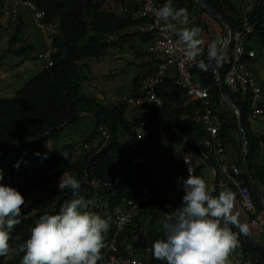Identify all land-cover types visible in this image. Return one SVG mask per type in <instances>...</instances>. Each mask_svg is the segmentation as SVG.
<instances>
[{"label": "trees", "instance_id": "obj_1", "mask_svg": "<svg viewBox=\"0 0 264 264\" xmlns=\"http://www.w3.org/2000/svg\"><path fill=\"white\" fill-rule=\"evenodd\" d=\"M24 1L30 2L36 10L42 13V20L45 24L49 25L57 21L59 31L56 37L53 38L55 52L48 62V67L26 81L13 97L0 99V149L35 138L51 130L75 112L83 109H90L97 113L112 141L86 169V174L100 183L98 187H93L91 184L86 183L82 177L84 163L105 141L104 136L97 132L91 116L82 117L83 119H89L91 127H93L90 132L72 129L65 139L63 130L68 124L57 132L29 145L0 152V169H2V165L7 164L9 170L10 179L8 184H6L7 186L14 187L23 196L33 190L42 191L33 200L26 202V207L22 206L21 223L16 225L11 233L10 250L17 249L18 257L7 261L6 255L2 256L0 257V264H17L19 261L21 262L23 253L18 252V246L28 239L30 229L39 216L58 213L65 202L74 198L70 189H64L63 191L51 189L49 192L46 191L50 183L63 172L69 173L80 181L81 187L78 195L93 202L87 209L89 212L96 203L103 202L105 204L104 210L106 214L103 217L110 218V229L105 235L106 247L114 230L112 222L115 217V209L126 208L127 202L135 200L142 193V189L146 188L151 198L139 206L133 218L132 224H134L128 226L118 238V255L132 258V254H139V251H149L147 252L149 258L147 257L145 264H166L164 261L155 259L152 255V244L164 236L153 228H148L147 235L143 241L138 244L131 243L137 250L134 253H130L127 250L128 245L119 240L128 229L134 228L136 222L139 224L138 219L143 214L152 213L150 219L151 227L154 218L158 214L157 211H151L150 209L154 206V200L162 195V191L156 180V174L151 163L143 153V148L147 142L133 151L119 184L113 188L105 185L114 183L120 176L121 164L127 150L138 141L135 129L138 128L139 121L137 118L132 120L125 118V111L129 105L125 101L105 106L101 101L95 100L88 95L82 87L83 82L92 79L88 65L83 63L86 59L99 58L106 54L108 47L115 48L123 45L132 36H138L141 42L147 43L152 42L153 36L151 33L139 30L132 33L124 32L131 25H142L143 21L132 20L128 13L126 15H117L115 11L110 12L109 0ZM205 1L220 13L225 22L231 26L232 34L241 27L243 18H247L248 24L253 25L252 34L248 38V47L256 52V56L253 59H249L248 62L251 63L257 58L264 61V0H259L246 15H242L239 12L235 18L233 15H228L229 12H234L229 0ZM185 4L191 7L195 6L198 9L194 0H186ZM200 11L206 17H211L203 9L200 8ZM1 16L2 6L0 5V30L3 28ZM19 17L14 33L9 40L7 49L9 51L10 47L20 41V34L24 28L23 20ZM97 23L103 25L102 31L104 32L89 36L90 30ZM199 27L201 31H206L207 29L205 22H200ZM109 35L113 36L114 39L111 40ZM200 39L202 40L201 33ZM34 48V44L31 43L18 46L13 52L25 55L26 53H32ZM139 54L142 56L146 52H139ZM202 61L206 65V70H201L197 66L192 72L204 86L211 87L213 107L218 110L223 121L220 128L221 136L225 135V130L232 127L238 132L236 116L229 108L228 114H225L219 104V89L215 84L213 75L215 61L209 62L205 51ZM232 62L233 42L228 45L222 59L219 71V77L222 82ZM258 82L264 96V80H258ZM155 92L164 100V103L162 106L150 105L147 111L143 113L145 119L142 118L143 115L141 118L146 121V135L162 125L177 124L186 131L188 136L204 153L208 154V149L203 143L204 130L202 129L200 118L193 115L194 111L199 109V103L189 102L186 91L175 85L172 77H165L162 82L158 83L155 86ZM228 93L242 116L244 131L248 139L247 159L252 180L264 186V166L261 161L257 162L260 156L261 140L255 137L252 132L251 121L249 120V99L247 97L242 99L240 95L231 94L229 91ZM144 94L145 90L142 88V80L137 77L131 84V95L143 97ZM119 128L127 136L124 141L118 140ZM78 132L84 135V140L79 146L82 148L81 152L77 153L71 161L65 160L66 154H71L74 151L73 145L65 141L78 134ZM62 137L63 141H61ZM94 138L96 139L95 142L93 141ZM60 141L61 146L58 148L57 145ZM49 142L57 144L53 148V150L55 149L54 153L49 154V159L38 161L42 151L46 152ZM85 145L89 146L84 148ZM240 148H242L241 144ZM27 152L30 153V159L26 160L25 155H29L26 154ZM242 157V154H240V159ZM136 158H140L141 161L134 162ZM18 161L20 162L19 167H13ZM35 161H37L38 169L31 171V165ZM50 171H52V175H49ZM242 179L247 184L244 174ZM231 191L235 193V201L240 206L236 191L233 189ZM51 195L54 197V205L50 207L47 205L46 199ZM241 211L244 214L243 223L249 226L250 220L255 214L244 212L242 209ZM261 211L262 208L256 204V212L259 213ZM232 227L235 229L234 226ZM237 231L239 232V230ZM243 236L255 243L264 242V225H259L252 230L249 229L248 234ZM237 248L243 254L242 264H261V262H254L255 259L264 260V250H255L240 242Z\"/></svg>", "mask_w": 264, "mask_h": 264}, {"label": "clouds", "instance_id": "obj_2", "mask_svg": "<svg viewBox=\"0 0 264 264\" xmlns=\"http://www.w3.org/2000/svg\"><path fill=\"white\" fill-rule=\"evenodd\" d=\"M155 16L166 31L175 33L186 46L189 60L201 56L200 27L178 30V26L189 23L187 9H177L173 0H165L155 10ZM207 57L209 62L221 61L220 42L208 47ZM197 66L206 68L203 61ZM19 163L13 167H19ZM184 163L188 175L178 178L183 191L181 204L163 217L164 236L152 244V255L166 264H227L229 254L239 246L238 234L229 226L238 228L242 235L249 232L248 225L233 212L235 193L224 190L214 195L206 180L194 174L191 162ZM3 179L0 169V181ZM80 187L77 178L63 172L58 189H70L74 198L65 202L58 213L39 216L28 239L18 246V252L23 253L21 264H98L103 260L110 218L87 210L93 202L78 195ZM22 206L26 207L24 196L14 187L0 183V257L9 253L11 233L21 223Z\"/></svg>", "mask_w": 264, "mask_h": 264}, {"label": "built area", "instance_id": "obj_3", "mask_svg": "<svg viewBox=\"0 0 264 264\" xmlns=\"http://www.w3.org/2000/svg\"><path fill=\"white\" fill-rule=\"evenodd\" d=\"M130 1L134 5L129 11L130 18L132 20L143 21L142 28L144 32L151 33L153 36L151 49L153 52L161 55V62L158 64L155 76L144 85L143 89L145 90V94L143 97H134L132 95L122 96L116 98V102L125 101L128 104L140 107L143 105L162 106L164 100L156 94L155 86L162 82L165 77L171 76L169 74V67H173L175 74L172 75V78L174 79L175 85L186 91L189 102H197L200 105L197 112L199 113L202 129L204 130L203 143L208 149V154H205L209 157L210 155L216 157L222 155L224 153V146L220 139V128L223 121L220 118L218 110L213 107L211 87L204 86L199 79L195 80L192 72L197 67V64L203 60L206 48L201 45L203 53L195 60H189L187 58L185 54L186 46L180 42L179 37L175 33L166 31L162 26L163 22L158 21V18L155 16V10L160 8L165 3V0ZM25 4L34 11V16L37 19H42V13L36 10L33 4L30 2H25ZM11 14L12 19H14L17 15V10L13 9ZM241 24L239 29L233 34L231 33L229 44L233 42V62L224 76L223 84L231 94L244 95V98L247 97L249 99L250 121L259 118L264 119V96L262 95V89L257 76L248 62L249 59H253L256 56L255 50L248 47V38L252 34L253 25L248 24L246 17L243 18ZM110 39L113 40L114 37H110ZM52 43L53 38L50 37L47 41L48 48L37 54L38 59H44L46 61L44 68L48 67V62L55 52ZM222 102L223 100L220 97L219 104H222ZM145 128L146 121L140 120L139 126L135 130L138 140L145 136L143 132ZM258 137L264 142V128L258 134ZM184 160L191 162L194 174L197 175L192 155L189 152H184L181 159L184 178L188 175ZM140 161V158L134 159V162ZM218 169L217 187L221 191L235 190L241 209L244 212L255 214L250 220V226L263 225L264 211L256 212L257 202L252 197L248 185L242 179L244 174L243 167L238 164L221 162L218 165ZM52 174V171H50L49 175ZM62 174L50 183L49 188L60 191L58 189V183ZM172 195L181 201L183 191L178 183L172 187ZM149 200L150 194L146 188H143L142 193L135 200H129L127 202L126 208L115 209V217L112 222L114 230L107 247L102 250L103 260L98 262V264H145L146 261L142 257L127 258L119 256L117 241L126 228L132 224L135 212L139 206ZM233 254L234 251L229 256L231 257Z\"/></svg>", "mask_w": 264, "mask_h": 264}, {"label": "crops", "instance_id": "obj_4", "mask_svg": "<svg viewBox=\"0 0 264 264\" xmlns=\"http://www.w3.org/2000/svg\"><path fill=\"white\" fill-rule=\"evenodd\" d=\"M19 1H21V2L18 3ZM185 1L186 0H173V6L174 7H176L177 9H179V8L187 9L188 14H189V23L187 25L178 26V30H180L181 28H191L194 26L199 27L201 20L204 19V22L206 23V25L209 28L211 26L213 27V29L211 30L212 37L208 38L207 29H206V31H201L202 42H203L202 45H203V47L206 48L205 52L207 53L208 47L213 42L218 41V33L221 30V27L219 26L218 23H216V21L212 17H210V18L206 17L195 6L191 7V6L186 5ZM229 1L234 8V12H229L228 15L229 16L233 15L234 17H237L239 12H241L242 15H246L247 13H249L252 10V8L255 6V4H257L259 2V0H243L241 2V5L239 6L240 9H238V11H237L235 9L232 1L231 0H229ZM25 2H27V1H24V0H0V5L2 6V16H1L2 25H3V27L4 26L6 27L7 25H11L13 23L14 20L12 19L11 11L13 9H16L17 15H18L17 20H18V17L20 16L21 19L23 20V23H24V30H26L27 32L32 34L33 40L36 38L39 40V43H42V46H44V49L42 50V52H43L48 48V46H47V42H45V40H43L44 35L41 34L42 29H40L38 32H36L37 27L35 25H33V23H31L33 20H37V21H43V20L37 19L34 16V11L31 10L29 8V6H27L25 4ZM109 6H111L109 9L110 12L115 11L117 15H121V14L126 15L127 13L129 15V11H130L131 7H133L134 5L131 3L130 0H109ZM236 12H237V14H236ZM28 24L32 26L31 29H28ZM53 24H56L58 26L57 21L54 22ZM49 25H51V24H49ZM49 25H46V26H49ZM40 26L42 28L45 27L43 24H40ZM132 27H133L132 32L137 31V30L144 32L142 25L137 24V25H133ZM14 29H15V27H14ZM102 30H103V25H100L97 23V24H95V27L90 30L89 36L90 35H97L98 32H104ZM124 32H126V30ZM127 32L132 33L129 31H127ZM109 36L113 37L111 35H109ZM33 40L26 41V44H31V42H33ZM129 40H135V45H136L135 47L136 48H133V46L131 44L129 45V43H130ZM127 41H128V43L126 45H123V46L120 45V47L118 46L119 48L118 47L111 48V49H114L113 57L118 58L120 55L126 54L127 56L133 55L136 58L142 59V61L140 62L141 63L140 65L142 66V68L145 67L144 68L145 71L142 70V75H140L138 78H140L142 80V88H144V85L151 78H153L155 76L157 69H158L157 68L158 64L161 62V55L157 52L152 51L151 42L148 43V47L146 49L139 48L138 45H140L141 41H140V38L138 36H132ZM20 44H21V42H20ZM128 45H129V48H133V49H129V52H131L133 50V51H138V52H146V54L141 56L139 53H137V54L126 53V51H125L126 47L125 46H128ZM108 53H109V51L106 52V54H108ZM141 57H143V58H141ZM97 59L98 58H94V62L100 63V61H98ZM89 61H90V59L89 60L86 59L83 63L88 65L87 67L89 70V74L92 77V79L90 81H86V83L89 82L92 85L87 86L85 84V82H83L82 87L84 85L87 94L90 95L95 100L101 101V103L103 105L107 106L106 105L107 102H110L112 105L113 103H115V100L111 99V97L113 95L111 93H108L104 88H101L99 86L98 87L95 86L96 78L93 75V73L91 72V69H90L91 66L89 65ZM130 63H132V62H130ZM250 66L253 68V71L255 72L257 79L258 80H264V61L260 58H257V60L254 59L253 61H251ZM93 70H95L94 67H93ZM169 74H171V76H169V77H172V75L175 74V70L173 67H169ZM1 82H2V79H0V83ZM10 86L11 85H9V87ZM15 93L11 94V96H9V97H13L15 95ZM129 95H131V88H130V94ZM128 106H131V105H128ZM148 107H150V106H144V107L136 106L131 117L130 118L125 117V118L127 120H132L134 118L141 120L142 114L145 111H147ZM83 116H89V115L85 114L79 118H82ZM83 121H84L86 126L90 127V129H84V130H86V132L92 131L93 127H91L89 119L84 118ZM251 128H252V132L255 135V137L259 138L258 134H260V132L264 128V119L259 118V119H255V120L251 121ZM75 130L76 131H83V130H80L77 128H75ZM143 132L146 135V133H147L146 128L144 129ZM69 133H70V131H66L63 133L65 136V139L67 138L66 136ZM76 136H78L77 139H73L74 136L69 138V140H71L72 142L66 141V142H70L73 145V149H74V151L71 154H68L67 157L73 155L75 153V151H78L79 153L81 152L82 148L79 146L82 143V141L84 140V135L78 132V134H76ZM220 136H221V134H220ZM95 138H97V137H95ZM95 138L93 139L94 142L96 141ZM126 139H127L126 134L122 131V129L119 128L118 129V140L124 141ZM220 139H221L223 146H224V153L220 156H217V157L210 155V158L212 161V167L208 166L202 160H201L202 163L194 161L197 176H200L203 179H205L206 182L208 183V185L210 186V188H212V185H213V180H214V176H215V169L217 170V172L219 171V169H218L219 163L225 162L228 164H238L241 167H243L242 166V159H240V154H242V148H240L241 141H240V136H239V133L237 132V130L233 127L228 128L227 130H225V135L223 137L221 136ZM61 141H63V137H62ZM61 141L58 144L60 146H61ZM50 144L51 143L49 142L47 145H50ZM56 145L57 144L52 143V145H50V146L52 148H54V147H56ZM88 146L89 145H85L84 148H87ZM147 146H148L149 151H153L152 153L150 152L149 154H146V157L150 161L151 166H152V168L156 174V180H157L158 185L162 191V195L158 199L154 200V206L150 209L151 211H157L158 212V214L154 218V221L152 223V227L150 225V223H151L150 219L152 217V213L149 212L147 214H143L138 219L139 225H137V226L134 225V229H137V230L127 231L119 239V240H121V242H123L124 244L126 243L127 245H130L133 241H135L137 243V242H140L143 240L142 238L137 239L136 236H139L140 233H138V231L140 232V230L143 228V226H146L145 222H147V221H148V223H147L148 228L149 227L153 228L156 232L164 235V230H163V227L161 224L163 217L165 215L172 214L175 211V209L177 207H179L181 204V201L172 195V187L178 183V178L184 177V170L182 167L181 159H182L183 153L189 152V151L185 147L183 136L176 129H168L167 131L165 130V131L161 132L160 134L156 135L154 138H152L150 140V142L148 141L147 144L145 145V147H147ZM158 153L160 154V161L158 159H156V155ZM47 156H49V155H47ZM71 160H72V157H71ZM71 160L69 159L68 161H71ZM260 161L263 163V166H264V142H262V141L260 144V156H259V159L257 162L259 163ZM203 164L206 165V168H204ZM218 176H219V173H218ZM254 184H255L257 190L264 196V186L261 185L260 183H258L257 181H254ZM91 185L93 187H98L100 184L92 183ZM220 191H221V189L219 187H217L215 192H214V195H218ZM104 208H105V204L103 202H99L98 204L96 203V205L94 207H92V212L94 214H97V215H100L101 217H103L106 214ZM90 212H91V210H90ZM233 212H234V214L238 215L240 222L243 223L242 218L244 217V214L241 211V208L237 204L236 201H235ZM263 221H264V218H263ZM141 222L143 224H141ZM256 227H258V226H250V225L248 226V228L250 230H252L253 228H256ZM235 229L239 230L236 227H235ZM134 232L135 233L137 232V234L132 235ZM142 232H144V231H142ZM233 251H234V254L231 257L230 256L228 257L227 264H242V258H243L242 251L238 248H236ZM259 260L260 259L256 258L254 262H261V264H264V260H260V261Z\"/></svg>", "mask_w": 264, "mask_h": 264}, {"label": "rangeland", "instance_id": "obj_5", "mask_svg": "<svg viewBox=\"0 0 264 264\" xmlns=\"http://www.w3.org/2000/svg\"><path fill=\"white\" fill-rule=\"evenodd\" d=\"M231 1L234 5L235 9L238 11V9H240L239 6L241 5V2L243 0H231ZM110 7L111 6H109V8ZM198 9L200 10V7H198ZM236 14H237V12H236ZM17 16L18 15H16L14 17V19H13L14 21L11 25H7L6 27L4 26L0 30V79H2V82L0 83V99L1 98H7V97L11 96V94L15 93L18 89H20L25 84L26 81L31 79L33 76L39 74L43 70L44 65L46 63V61L44 59H38L37 58V54L44 49V46H42V43H39L38 39L35 38L33 40L32 34L27 32L26 30H24V28H23L22 33L20 34V41L18 43H16L13 47H10L9 48L10 51L7 50L9 47V40H10V38L14 32V27L16 26V23H17ZM40 20H42V19H40ZM201 22H204V19H202ZM31 23H33V25H35L37 27L36 32H38L40 29H42L41 34L44 35L43 40H45V42H47L50 37L55 38L56 35L58 34L59 29H58V26L56 24H53L54 22L49 26H46L47 24L43 23V21L33 20ZM40 24H43L45 27L42 28L40 26ZM132 26L133 25H131L129 28H127L126 32L127 31L132 32L133 31ZM31 28H32V26L28 24V29H31ZM212 29H213L212 26L210 28L207 26L208 38L212 37V32H211ZM222 39H223V32H222V30H220L218 33V42H220V46H221ZM28 40H30V41L33 40V42H31V43L34 44V46H35L32 53H26L25 55H22V54H16L13 52V50L16 47L26 45V41H28ZM104 40H106V39H104ZM20 42H21V44H20ZM129 42H130L129 45L131 44L133 46V48H136L135 47L136 46L135 40H129ZM127 43H128V41L123 45H126ZM123 45H121V46H123ZM129 45L125 46L126 47V49H125L126 53H131V54L132 53L133 54L139 53L138 51H133V50L131 52H129V49H133V48H129ZM47 46H48V44H47ZM52 47H53V43H52ZM138 47L142 48V49H146L148 47V43L147 42H141L140 45H138ZM106 50L109 51V53L105 54V55H103V57L101 56L97 59L98 61H100V63L94 62V58H90L89 65L91 66V68H90L91 72L93 73V75L96 78L95 86H97V87L99 86L101 88H104L108 93H111L113 95L111 97V99L115 100V102H116V98H119L122 96H128L130 94V88H131V84H132L133 80L135 78L139 77L140 75H142V70L145 71V69H144L145 67L142 68V66L140 65L141 64L140 62L142 61V59H140V58H136L133 55L127 56L126 54H122L118 58H114L113 57L114 49H111L108 47ZM141 58H143V57H141ZM130 62H132V63H130ZM92 66L94 67L95 70H93ZM194 79L197 80L198 78L195 77ZM87 81H89V80H87ZM8 84L11 86L9 87ZM85 84L87 86L92 85L89 82L86 83V81H85ZM83 89L86 92L84 85H83ZM240 97L243 99L244 95H240ZM106 105L111 106V103L107 102ZM129 105H131V106H128V108L126 109L127 111H125V117L126 118L131 117V115L134 112L135 107H136L135 105H132V104H129ZM144 106L145 105H143L141 107H144ZM220 106H221V108L223 107L222 108L223 112L225 114H228V112H227L228 107L226 106V104L225 103L220 104ZM142 115H143L142 118L145 119L144 114H142ZM193 115L199 117V113L197 111H194ZM83 120H84L83 118L76 119L75 122H72L71 124H69L68 126L65 127V129L63 130V133L66 131H71L72 129H75V128L80 129V130L90 129V127L85 125ZM138 121H140V119H138ZM77 138H78V136L74 135L73 139H77ZM67 141H71V140H67ZM184 144H185V147L187 148V150L192 154L194 161L202 163L201 159L188 147L185 140H184ZM50 145H52V143ZM50 145H47L46 152L42 151V154H40V156L38 157V161L47 160L50 158V156H47V155H49V154L51 155L54 153L55 149L53 150V148ZM59 147H60V145H58V148ZM150 152L152 153L153 151H149L148 146L143 148V153L145 154V156H146V154H149ZM77 153H79V152L75 151V153L73 155L68 156V157L66 154L65 160H69V159L71 160V157L73 159ZM26 154H29V155H27V156L25 155V159L26 160L30 159V153L27 152ZM156 159H158L160 161V154L159 153L156 155ZM203 166H204V168H206V165L203 164ZM2 169L4 172V179L2 181H0V183H3L6 185V184H8V181L10 179L7 164L2 165ZM37 169H38L37 161H35V163H32V165H31V171H36ZM49 190H51V188L46 189L47 192H49ZM40 192H42V191H40L38 189L33 190L32 192H29L28 194L24 195L25 201L28 202V201L33 200L35 197H37L40 194ZM46 203L50 207L54 205L53 195H51L49 198L46 199ZM91 213H93L92 209H91ZM145 223H146V226H143V228L140 230V232L138 231V233H140V234H139V236H136L137 239L138 238H142L143 240L145 239V236L147 235V231H148V225H147L148 221ZM141 224H143V223L141 222ZM135 225L137 226L139 224H137V222H136ZM135 230H137V229H134V228L128 229V231H135ZM142 231H144L145 233ZM136 234H137V232L136 233L134 232L132 235H136ZM132 243L138 244L139 242L136 243L135 241H133ZM16 250L17 249L9 250V253L6 255L7 261L13 260V259L18 257ZM127 250L130 253H134L135 251H137V250H135V248L131 244L128 245ZM147 252H149V251H147ZM132 256L133 257H142L143 259H145V261L147 260V257L149 258L147 253L142 252V251H139V254H137V253L132 254ZM17 264H21V262L19 261Z\"/></svg>", "mask_w": 264, "mask_h": 264}, {"label": "water", "instance_id": "obj_6", "mask_svg": "<svg viewBox=\"0 0 264 264\" xmlns=\"http://www.w3.org/2000/svg\"><path fill=\"white\" fill-rule=\"evenodd\" d=\"M194 2L196 3V5L198 7H200L205 12H207L216 21V23H218L221 26L222 31H223V39H222L221 46H220V53H221V56L223 59L225 52H226V49H227L228 44H229L230 39H231V33H232L231 26L228 25L225 22V20L223 19V17L220 15V13H218L213 7H211L205 0H194ZM222 59L219 63L215 62L214 66H213V75H214L215 84L217 85V87L219 89V94H220L221 99L226 104V106L229 108V110L237 118L238 133L240 136L241 147H242V156H243L242 157V166H243L245 179H246L247 185L250 189L252 197L255 199L257 204L264 211V196L257 190V188L254 184V181L252 180V177H251L250 166H249L248 159H247L248 139H247L246 133L244 131L241 113H240L239 109L235 106V104L233 103L226 87L224 86L223 82L221 81V79L219 77V71H220ZM85 114L92 117V119L95 123L97 132L100 133L102 136H104L105 141L102 144V146L95 153H93L87 159V161L84 163L83 170H82V177L85 180V182L88 184H92V183L100 184L97 180L89 177L86 174V169L90 165V163L108 147V145L111 143L112 139H111V136L107 133L105 126H104L103 122L101 121V119L98 117L97 113L94 112L93 110H90V109H83V110L77 111L73 115H71L68 118H66L65 120L61 121L59 124H57L51 130L44 132L35 138L22 141L20 143L15 144V145L9 146L8 148H5V149H0V152L9 151V150L16 149L19 147H24L26 145H29V144L35 142V141H38L42 138H45V137L51 135L52 133L57 132L58 130L62 129L64 126L70 124L71 122H73L74 120L78 119L79 117H81L82 115H85ZM168 129H176L183 136L188 147L204 163H206L208 166L212 167L211 158L208 155H206L204 153V151H202L200 149V147H198V145L188 136V134L186 133V131L182 127H180L177 124H165V125L158 127L157 129L151 131L150 133L145 135L143 138L136 141L127 150V152L124 156V159L122 161V164H121L120 176L118 177V179L114 183L105 184V185L110 186L112 188L117 186L123 177L124 171L126 169V164L129 161V158L131 157L133 151L138 146L150 141L156 135H158L161 132L168 130ZM217 180H218V172L215 169V176H214L213 185H212V189H214V192L217 188ZM229 227H231L232 230L238 234L239 242L242 243L243 245L250 247L252 249H255V250H264V242H262V243L252 242V241L248 240L247 238H245L243 235L239 234V232L236 229H234L232 226H229Z\"/></svg>", "mask_w": 264, "mask_h": 264}]
</instances>
